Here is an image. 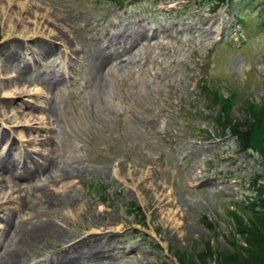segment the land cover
Instances as JSON below:
<instances>
[{
  "label": "rangeland",
  "instance_id": "374dc122",
  "mask_svg": "<svg viewBox=\"0 0 264 264\" xmlns=\"http://www.w3.org/2000/svg\"><path fill=\"white\" fill-rule=\"evenodd\" d=\"M206 3L0 0V66L3 42L13 36L27 61L41 51L39 36L59 30L42 27L49 12L72 22L66 28L70 51L53 40L56 49L23 74L25 93L12 94L8 78L15 70L0 76V115L8 118L0 129L16 142L35 136L30 155L51 157L48 169L16 180L24 189L0 208L4 216L3 208L22 204L7 224L0 264L10 263L17 237L25 235L20 264H50L69 240L89 234L82 253L104 242L109 253L78 264H178V254L195 260L210 249L226 257L238 249L233 240L247 246L233 226L251 217L244 205L264 186V157L242 150L215 121L223 100L230 102L229 121L250 122L248 105L264 109V0H229L216 11ZM208 21L216 34L206 32ZM141 25L148 36L132 46L126 68L110 62L91 71L94 40L104 45L105 37H133ZM54 67L62 80L46 91L37 77ZM42 104L50 107V121L27 126L25 115L39 118ZM14 113L23 115L13 121ZM38 135L49 136L47 143ZM8 184L0 181L10 194ZM39 224L51 234L30 240ZM0 225L7 227L1 219ZM77 253L65 251L68 264Z\"/></svg>",
  "mask_w": 264,
  "mask_h": 264
},
{
  "label": "bare ground",
  "instance_id": "6f19581e",
  "mask_svg": "<svg viewBox=\"0 0 264 264\" xmlns=\"http://www.w3.org/2000/svg\"><path fill=\"white\" fill-rule=\"evenodd\" d=\"M24 8V7H23ZM22 8V9H23ZM25 14L27 12L28 15L34 14V11L32 7H25L24 8ZM24 12V11H23ZM26 14V15H27ZM42 27L48 29V26H57L59 28L58 32H54L53 30H49L50 36H39V38L42 41L41 44V51L36 55L35 57H31L28 61L27 59L20 54L19 51H21V47L19 46L17 40L18 37L13 36L10 39H7L3 42L4 48L2 49V58H3V65L0 66V76L6 77L8 75V71L15 70V75L10 79L12 85H15V92L12 93L13 95L16 94L17 96L22 95L26 92V89L24 88V77L23 74L28 72V69L31 67V64H33L36 60L42 59L45 57V55H48L53 49H56L54 46L55 41L53 40H59L60 44H62L63 47L67 48V43L69 42V38L67 35V29H70L71 26V19L61 17L57 19L54 17V15L49 12V15H45V18L42 22ZM209 25L206 32L209 33H217L216 30H214L213 23H210L209 21L205 24ZM67 28V29H66ZM171 34V30L167 29L165 32V35ZM148 36V31L145 29L144 26H139L138 32L133 37H128L126 35H117L112 36L110 38L105 37L104 45H101V41L94 40L95 42L94 46H92V51H89V58L94 60V65L91 69V71H94V69H100L103 67L106 63H112L115 68L117 69H123L127 67V63H130V61H133V57L130 54L131 48L134 44L139 43L140 41H143ZM14 42L16 44H14ZM67 50L70 51L69 48ZM76 51H71V54L76 56ZM69 55V54H68ZM69 58H72V56H69ZM69 58L66 57V62H70ZM1 63V64H2ZM69 68V65L67 66ZM95 71V79L98 81L100 79V85L103 83V78H99V72ZM61 74V73H60ZM92 74V78L93 73ZM23 80V81H22ZM38 82L42 85V87L46 91H51L55 89V87L61 82L62 76L59 75V71L54 67V69H50L46 73L40 75L37 77ZM1 84V83H0ZM2 106L0 105V111H4L1 109ZM40 108V117L38 118L36 115L27 113L25 116L27 117V126L28 122L34 121L35 119H40L42 121L49 122L51 119L50 116V107L46 104H42L39 106ZM1 111V112H2ZM4 115H0V121L3 122V120H7L8 118ZM19 115L23 114H17L14 113L10 118L13 121H17L20 119ZM29 116V117H28ZM19 121L17 122V124ZM23 125V124H22ZM42 136V135H38ZM21 139L19 142L14 141L12 136L8 134V132L4 129H0V144L5 143V146L2 147L3 155H0V181H5L6 183H9L6 187L7 192L10 191V194L4 193L1 189L3 186L0 185V208L2 207L3 203H6L8 201V198L13 195L14 193L22 191L24 188H22V185H19L18 182H16L17 179H27L31 180L32 177L36 176L37 174L41 173L43 169H48L49 166V158H51L49 155L47 156H41L40 154L36 153V155H30V152L32 150H29L31 145H35V141H37L36 137H32L30 139H24V136H20ZM47 138L49 136L44 135L42 136V143H47ZM13 153H17L16 156L13 155ZM34 153V152H33ZM27 158V159H26ZM30 159V161L28 160ZM75 171H72L70 173H67L63 177H72L74 175ZM14 178V179H13ZM198 179H196L197 181ZM7 200V201H6ZM21 202L18 201L15 206L13 207H6L3 208L2 211L4 212V216H0L1 222L5 225L9 224L12 220V215L16 214L18 211H21ZM0 225V246L4 245V240H6V237L3 236L8 231V225L7 227H4ZM51 234V230L49 226L44 224H39L38 226L31 229V231L28 234V237L30 240H42L46 237H48ZM58 235H60L59 232H57ZM100 234H103V232H100ZM93 234L87 235L86 239L82 235H77V237H80V239H84L82 241L77 239L69 240V242L66 243L65 249H63L60 254L59 258L52 261L50 264H68L70 263V259L65 256V251L71 252L72 250H77V258L76 260L72 258L73 263L78 264L81 262V260H84L85 257L88 259H98V258H105L108 255V249L105 247L108 245L106 242L102 245L92 246L87 248L86 253H82V247L86 245V240L89 239V237H93ZM27 236V235H25ZM25 236H21L20 238L17 237L16 242V249L13 251L14 256L11 258V261L9 264H20L19 263V252L20 248L22 249V244L25 240ZM79 249V250H78ZM2 255H0L1 257ZM71 261V262H72Z\"/></svg>",
  "mask_w": 264,
  "mask_h": 264
},
{
  "label": "trees",
  "instance_id": "16d2710c",
  "mask_svg": "<svg viewBox=\"0 0 264 264\" xmlns=\"http://www.w3.org/2000/svg\"><path fill=\"white\" fill-rule=\"evenodd\" d=\"M209 3L211 11H216L222 4L227 5L229 0H204ZM206 3V4H207ZM213 101L215 102L214 96ZM229 100H223L221 103V115L218 113L215 123L221 134L229 131V134L235 139L237 145L244 151L258 150L264 157V110L262 108L248 105L245 108L246 116L250 122L229 121L228 109ZM251 217L246 224H236L233 226L237 233L247 246H241L234 243L233 247L238 248L235 252L229 253L226 257L208 249L194 257L195 260L182 258L177 255L178 264H264V186L255 189V195L244 205ZM245 211V210H244ZM137 222L144 223L143 215L140 214ZM223 257V258H222ZM222 260V261H221ZM166 264V263H165Z\"/></svg>",
  "mask_w": 264,
  "mask_h": 264
}]
</instances>
